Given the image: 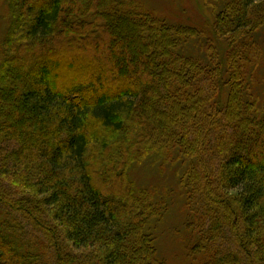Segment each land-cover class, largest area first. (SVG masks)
<instances>
[{"label": "trees", "instance_id": "obj_1", "mask_svg": "<svg viewBox=\"0 0 264 264\" xmlns=\"http://www.w3.org/2000/svg\"><path fill=\"white\" fill-rule=\"evenodd\" d=\"M3 4L0 264H167L162 195L127 176L149 154L181 162L179 264H264V0L217 3L212 38L133 0ZM190 38L205 44L187 53Z\"/></svg>", "mask_w": 264, "mask_h": 264}, {"label": "rangeland", "instance_id": "obj_2", "mask_svg": "<svg viewBox=\"0 0 264 264\" xmlns=\"http://www.w3.org/2000/svg\"><path fill=\"white\" fill-rule=\"evenodd\" d=\"M221 1L222 0H133L134 4L139 6L141 10H147L150 14L164 18L166 21L172 23H181L198 29L200 28L204 30L206 34L209 33L210 38L214 37L213 32L211 33L209 31L212 25L210 26L207 22H210V19L213 18L214 11L218 7L217 3L219 5ZM4 9L3 0H0V30L5 21L3 18V16H5ZM260 23V26L264 25V21ZM224 37L228 38L229 36H219L214 40L212 39L214 41L212 44H214L216 49L215 56L217 60L226 64V62L231 63L233 59L238 58L239 53L235 50L228 52L230 47L226 40L227 38ZM255 38L257 39L255 47L258 49V67L254 70L255 77L252 90H254L253 92L258 98L262 99L264 98V28L256 33ZM204 44L205 41L203 40L200 42L199 40L190 38L189 44L186 45L183 50L187 53H191V51H189L190 49L194 52L197 49L199 51ZM131 69L130 67V70ZM218 69L220 72L222 71L219 66ZM181 169V162L173 164L149 154L143 156L141 160L136 162L127 171L128 178L133 181L135 186L149 191L154 201L157 202L160 199L157 193L162 195L164 201L162 207L164 211L162 212L161 218L153 226V233L155 235V247L159 255L167 261V264L185 262L184 255L186 254L185 250L187 249L190 239L189 232L192 231L185 226L186 210L183 202L184 199L180 191L179 180H177V178H180ZM105 182L106 181H102L103 185ZM121 189H123V185L117 188L119 191ZM232 193H236V191Z\"/></svg>", "mask_w": 264, "mask_h": 264}]
</instances>
